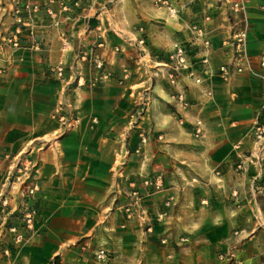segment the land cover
Segmentation results:
<instances>
[{
    "label": "crops",
    "instance_id": "0c3cea01",
    "mask_svg": "<svg viewBox=\"0 0 264 264\" xmlns=\"http://www.w3.org/2000/svg\"><path fill=\"white\" fill-rule=\"evenodd\" d=\"M170 1L179 6L182 0ZM50 6L52 16L44 5L30 15L31 29L22 28L18 35L20 48L5 42L16 26L0 11V66L6 68L0 84V176L7 163L4 155L16 154L31 142L48 141L37 152V235L12 248L9 261L44 264L79 238L125 239L132 229L145 233V223L139 218L126 221L121 206L131 180L159 176L163 189L144 199L158 236L174 234L178 239L183 231L193 230L201 248L219 247L221 253L234 249L240 264H254L264 253V226L241 218L244 204L251 201L247 198L264 180L253 161L251 136L264 105V82L247 73L224 81L217 73L230 55L224 42L239 16L218 2L194 4L176 18L154 0H81L79 8L69 11L57 2ZM247 17L248 52L254 68L264 73L258 63L264 51V0H249ZM191 22L202 26L211 40L209 64H200L199 44L190 46L189 69L173 87L159 72L173 44L190 40ZM139 27L144 47L136 42ZM95 58L110 76L91 87L88 82L98 73ZM60 65L62 77L55 72ZM178 90L190 101L185 111L171 100ZM144 99L150 104L143 112V126L151 124L152 134L135 153L138 130L130 122L133 106ZM61 100L77 122L57 137L58 123L51 114ZM181 116L183 124L178 122ZM195 120L202 122L199 137L191 126ZM238 142L248 156L244 171L236 169ZM170 195L174 201L166 208ZM0 264L7 260L0 258Z\"/></svg>",
    "mask_w": 264,
    "mask_h": 264
},
{
    "label": "built area",
    "instance_id": "2783aa9c",
    "mask_svg": "<svg viewBox=\"0 0 264 264\" xmlns=\"http://www.w3.org/2000/svg\"><path fill=\"white\" fill-rule=\"evenodd\" d=\"M44 11L48 15H54V10L50 4L57 2L64 11L79 8L81 0H45ZM218 2L226 5L230 11L239 16L240 21L233 27L230 38L225 40L224 44L228 46L230 55L227 60L218 66L217 73L221 79L228 81L233 74L247 73L262 82H264V73L254 68V58L249 54L247 48L249 20L247 17V9L249 0H182L179 6L174 5L170 0H154V4L158 8H165L170 17H177L181 9L189 8L194 4L207 5ZM40 2L30 3L28 0H0V11L9 14L16 26L14 31L5 38L13 48H20L19 33L22 28L31 29V14L37 12L43 6ZM205 19H208L206 16ZM141 36L137 39V44L141 47L145 46V36L143 28H138ZM191 31L190 40L187 42H175L168 54L167 61L163 65L164 69L159 72L167 82L176 87L179 83L180 75L183 70L189 69V47L199 44L201 46L200 64L207 67L209 64V51L211 50V40L204 28L195 22L189 24ZM31 31V30H29ZM1 42V40H0ZM66 41L64 45H67ZM34 47L38 44L34 43ZM118 47L114 48L117 52ZM260 67L264 68V51L258 56ZM94 66L98 69V73L91 78V86H95L98 82L108 79L110 73L104 69L101 59L95 58ZM63 67L60 65L55 72L58 76L63 75ZM3 74V67L0 66V79ZM81 78L78 77V83ZM196 83L200 82V77L194 79ZM264 93V92H262ZM145 100V99H144ZM171 100L179 110H187L190 102L185 96L183 90H178L171 95ZM141 111V109H140ZM139 111V112H140ZM52 118L58 123L57 130L54 134L59 137L61 134L70 130L77 122V118L68 110V106L60 101L54 108ZM94 121V120H92ZM180 124L184 123L183 116L178 118ZM132 123V121H131ZM193 134L199 137L202 134L201 120H195L192 124ZM251 136L255 143L254 162L260 176L264 177V105L254 120ZM148 135L145 130L139 132V141L135 153H140L142 147L147 144ZM47 140H39L38 144L30 143L26 148L20 150L11 156L6 155L8 159V167L6 175L0 184V258L6 259L7 264H12L10 260L12 248L19 247L32 240L37 235L36 216L37 207L35 205V195L38 192L39 185V158L37 152L42 150ZM237 152L238 163L236 169L244 171L246 169V161L248 156L240 151V142L234 145ZM129 189L126 192V202L121 206L125 216V220L139 218L145 223V230L152 231L146 208L143 201L153 192H159L163 189V181L159 176H146L137 183L131 180L128 184ZM174 201V196L170 195L165 200L164 205L170 206ZM162 243H166V238L161 239ZM95 257L99 261H107V253L104 249H98ZM219 259L229 262L240 263L235 259L233 252L219 254Z\"/></svg>",
    "mask_w": 264,
    "mask_h": 264
},
{
    "label": "rangeland",
    "instance_id": "374dc122",
    "mask_svg": "<svg viewBox=\"0 0 264 264\" xmlns=\"http://www.w3.org/2000/svg\"><path fill=\"white\" fill-rule=\"evenodd\" d=\"M5 75L6 68L3 67L0 84L5 79ZM90 81L91 78L88 82L89 86H91ZM61 101L64 102L63 100ZM48 103L53 104L54 102H42L41 105L44 104L46 106ZM64 104L66 103L64 102ZM149 104L150 101L146 104L144 100L136 104V106H133L132 114H134V116L132 115V123L130 122V126L138 130V141L139 132L145 130L146 135H148L147 143L149 135L152 134V125L148 124L146 128L143 126L145 118L143 112H146V108ZM57 105L58 103L55 107ZM70 108L69 106L68 110L75 116L73 110ZM136 110H138V112H136ZM141 120H143L142 123L140 122ZM6 155L11 156L10 154ZM6 155H4V159L7 163L4 165V169L1 173L0 184L6 175L9 163ZM137 183H139V181H137ZM248 199H251V201L244 204L246 209H244L245 212L241 219L246 220L248 223L258 222V224L264 226V180H261L258 184L256 194L251 195L247 200ZM171 205L172 204H170V206ZM143 206L145 207L144 201ZM170 206L165 207L169 208ZM146 212L148 215L147 209ZM148 218L149 221L147 223L152 226V231L150 232L143 230L145 231L144 233L141 230L132 229L127 233L125 239H114L106 235H98V238L94 237L90 240L86 237L79 238L63 246L57 255L53 256L49 262H45L44 264H240L233 260L226 262L225 260L219 259V254H222L219 247L213 248L208 246L201 248L195 243L192 233L193 230H190V233L186 230L183 231V234L179 235L178 239L174 234L158 236L153 219L150 218L149 215ZM233 230L234 229H232V231ZM186 236L189 237L187 240L185 239ZM162 238H166V243L161 242ZM262 238H264V234H262ZM98 249H104L106 251L108 256L107 261L101 262L96 259L95 252ZM229 252H233L235 254V259L240 262V260L237 259L234 249ZM254 264H264V253H260L259 256L256 257Z\"/></svg>",
    "mask_w": 264,
    "mask_h": 264
}]
</instances>
